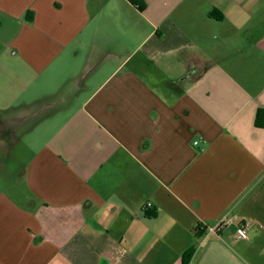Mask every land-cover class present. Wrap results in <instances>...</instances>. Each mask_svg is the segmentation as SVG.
<instances>
[{
	"label": "crops",
	"instance_id": "obj_1",
	"mask_svg": "<svg viewBox=\"0 0 264 264\" xmlns=\"http://www.w3.org/2000/svg\"><path fill=\"white\" fill-rule=\"evenodd\" d=\"M47 108L0 264H264V0H0V122Z\"/></svg>",
	"mask_w": 264,
	"mask_h": 264
},
{
	"label": "rangeland",
	"instance_id": "obj_2",
	"mask_svg": "<svg viewBox=\"0 0 264 264\" xmlns=\"http://www.w3.org/2000/svg\"><path fill=\"white\" fill-rule=\"evenodd\" d=\"M49 110L50 109L47 108L46 110H40L37 113L35 110L30 109L21 110L15 113L20 115L19 124H16L14 119L6 120L7 122L4 121L3 124L0 122V148H2L0 151V169H3V167L6 166L4 171L0 170V187L5 186L6 184L8 185V183L11 184L9 191L15 196L22 197V195L25 194V191L21 179L16 181L17 178H14V171L16 170L19 159L17 150L13 156L12 150L10 149H12L14 142L17 141L20 134L32 125L34 118H39ZM1 143L3 145H1Z\"/></svg>",
	"mask_w": 264,
	"mask_h": 264
},
{
	"label": "built area",
	"instance_id": "obj_3",
	"mask_svg": "<svg viewBox=\"0 0 264 264\" xmlns=\"http://www.w3.org/2000/svg\"><path fill=\"white\" fill-rule=\"evenodd\" d=\"M194 145L198 144V141L193 142ZM151 207L150 203H147L144 207V209H149ZM236 215L231 214L230 212H225L216 222L213 224H208L204 226L203 234L204 236H219V231L221 228L225 227L229 223L236 221ZM236 239H246L247 238V232L244 225H238L236 227Z\"/></svg>",
	"mask_w": 264,
	"mask_h": 264
},
{
	"label": "trees",
	"instance_id": "obj_4",
	"mask_svg": "<svg viewBox=\"0 0 264 264\" xmlns=\"http://www.w3.org/2000/svg\"><path fill=\"white\" fill-rule=\"evenodd\" d=\"M135 2H136V0H133V3H135ZM138 9L142 10L143 9V5L139 4L138 5ZM255 125L257 127H262L264 125V111L259 110L257 112L256 119H255ZM183 264H185V262H183Z\"/></svg>",
	"mask_w": 264,
	"mask_h": 264
}]
</instances>
